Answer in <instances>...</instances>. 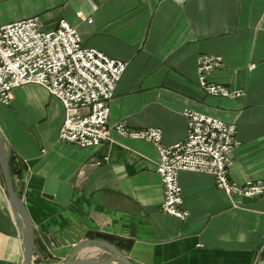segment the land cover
<instances>
[{
	"label": "crops",
	"instance_id": "obj_1",
	"mask_svg": "<svg viewBox=\"0 0 264 264\" xmlns=\"http://www.w3.org/2000/svg\"><path fill=\"white\" fill-rule=\"evenodd\" d=\"M91 19L81 21L77 15ZM37 17L45 30L61 19L83 46L128 67L109 104L108 126L159 128L162 142L181 141L190 110L235 124L239 143L228 177L264 182V0H0V26ZM219 57L210 83L197 85L199 56ZM64 110L28 84L0 104V132L10 150L15 190L34 226L32 264H62L79 242H107L132 264H258L264 259V193L229 198L207 174L181 172L185 221L164 214L150 143L112 133V143L81 148L58 140ZM107 157V161L103 158ZM71 187L65 205L42 197L45 181ZM0 173V264H23L22 240ZM78 259L108 258L85 248Z\"/></svg>",
	"mask_w": 264,
	"mask_h": 264
},
{
	"label": "built area",
	"instance_id": "obj_2",
	"mask_svg": "<svg viewBox=\"0 0 264 264\" xmlns=\"http://www.w3.org/2000/svg\"><path fill=\"white\" fill-rule=\"evenodd\" d=\"M81 21L91 19L80 14ZM221 66V59L199 56L197 85L206 94L220 98H239L241 90L210 83L206 75ZM127 64L82 45L77 30L61 19L50 30L41 27L37 17L0 26V104L8 105L14 89L33 84L57 99L64 110L58 140L81 148L112 143V133L122 138L150 143L156 149L163 201L161 211L185 221L178 175L181 172L207 174L215 187L233 205L235 197L255 199L264 193V182L243 185L228 177L232 153L237 147V128L216 118L185 110L184 138L171 145L162 142V131L149 127L131 129L124 123L108 125L109 104L115 96ZM107 161V157L103 158Z\"/></svg>",
	"mask_w": 264,
	"mask_h": 264
},
{
	"label": "water",
	"instance_id": "obj_3",
	"mask_svg": "<svg viewBox=\"0 0 264 264\" xmlns=\"http://www.w3.org/2000/svg\"><path fill=\"white\" fill-rule=\"evenodd\" d=\"M0 173L3 181L4 190L8 201V206L13 215L18 233L22 240L23 264H32V256L35 245L34 226L27 208L22 199L17 194L11 172H10V150L5 139L0 132ZM71 187L65 184H58L51 180L45 181L42 187V197L54 200L65 205L70 197ZM85 248H94L107 251L108 258L99 259H78V253ZM62 264H132L127 256L116 249L113 245L98 241L86 240L77 243L71 250L70 255ZM258 264H264L262 259Z\"/></svg>",
	"mask_w": 264,
	"mask_h": 264
}]
</instances>
